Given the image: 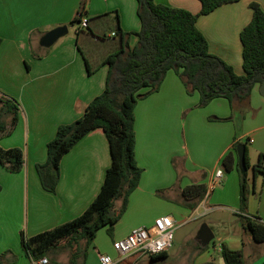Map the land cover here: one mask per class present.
I'll return each instance as SVG.
<instances>
[{"label": "crops", "instance_id": "1", "mask_svg": "<svg viewBox=\"0 0 264 264\" xmlns=\"http://www.w3.org/2000/svg\"><path fill=\"white\" fill-rule=\"evenodd\" d=\"M155 1L193 13L201 8L199 0ZM80 2L0 0V94L20 104L17 124L10 133L0 135V147L20 148L25 160L20 171L0 165V253L11 251L15 257L12 264H33L22 249L21 233L30 237L79 216L99 193L111 164L105 133L96 128L61 158L55 192L42 187L35 169L37 163L46 161L47 143L57 127L79 118L105 87L108 66L89 75L76 46V30L73 35L69 33L68 24L76 16ZM251 2L258 3L264 11V0H239L197 19L210 53L230 64L237 74L243 73L240 32L250 21ZM86 12H116L122 30L131 33L129 45L137 43L134 33L139 31L140 21L136 0H86ZM61 25L67 26V33L52 46L39 49L42 36ZM198 102L199 94H189L173 70L166 73L159 90L138 100L134 108L135 160L142 171L126 210L113 226L112 243L135 227L152 225L160 216L189 211L183 204L182 188L193 183L208 187L218 168L223 170L222 179L205 200L238 209L239 171L236 167L228 171L222 165L223 156L234 153L235 143L246 145L250 165L246 170L247 215L264 223V175L253 170L258 155L264 153V95L260 84L253 86L247 100L235 102L232 107L222 97L204 107H199ZM235 116H239L238 125L233 121ZM0 119L10 120L4 115ZM120 204L119 200L118 208ZM199 206L192 212L198 213ZM122 220L130 224L121 230ZM229 242L234 245L236 241ZM229 248L242 249L236 244ZM96 251L118 258L112 246L100 244ZM144 257L127 256L123 264L157 262ZM261 259L256 264H264V256ZM92 264H98L96 255Z\"/></svg>", "mask_w": 264, "mask_h": 264}, {"label": "trees", "instance_id": "2", "mask_svg": "<svg viewBox=\"0 0 264 264\" xmlns=\"http://www.w3.org/2000/svg\"><path fill=\"white\" fill-rule=\"evenodd\" d=\"M140 29L134 34L137 43L131 47V33L122 30L118 14L107 12L88 15L86 0H81L76 16L75 41L87 73L96 72L107 65L108 72L103 91L86 106L83 114L71 123L60 124L55 136L47 143V157L35 166L42 187L55 192L60 179V161L83 136L101 128L107 138L111 164L103 184L89 206L74 219L54 228L27 237L21 233V246L32 261L47 257L49 264H61L51 258L63 243L73 248L69 264H83L88 245L101 228L111 233L126 210L128 197L139 184L142 169L135 160L134 108L138 100L159 90L166 73L176 72L189 94H199V107L215 98H226L231 107L235 102L247 100L253 86L264 79V11L258 3H249L250 21L240 32L243 73L209 51L208 42L197 27V19L219 6L239 0H199L200 11L193 13L185 8L157 3L155 0H136ZM81 16L87 17V26L79 27ZM2 39L0 38V44ZM39 49L43 46L38 45ZM40 57V56H39ZM20 104L3 93L0 94V115L9 116L8 122L0 119V135L10 133L18 121ZM241 144V143H240ZM222 158L223 167L237 168L240 175L239 208L237 214L244 230L253 241L264 242V223L247 215L248 182L245 170L238 166L237 146ZM246 146V145H245ZM20 148L0 147V165L20 171L24 165ZM255 174L264 175V153L258 155L253 165ZM1 190V185H0ZM207 186L193 183L182 188L183 204L194 211L203 201ZM120 207L114 210V203ZM84 241L83 247L80 242ZM11 251L0 253V264H12ZM224 264H245L243 250H234L222 244ZM167 257V252L150 256L151 261Z\"/></svg>", "mask_w": 264, "mask_h": 264}, {"label": "rangeland", "instance_id": "3", "mask_svg": "<svg viewBox=\"0 0 264 264\" xmlns=\"http://www.w3.org/2000/svg\"><path fill=\"white\" fill-rule=\"evenodd\" d=\"M75 27L76 24L69 22L70 34H74ZM233 121L238 125L239 116H235ZM118 205L119 200H116L114 210L117 211ZM199 205L198 213L182 210L180 214L173 215L176 229L172 246L168 250V256L157 260L156 264H224L219 252L222 244H226L228 247L236 244L242 248L245 264H256L258 260H262L264 244L253 241L250 233L242 228L237 214L238 209L228 207L227 203H220L213 199L205 200ZM128 224H130L129 220H122L119 227L122 230ZM204 227L213 234V238L205 244L199 239ZM112 236L113 232L109 233L106 227L98 230L94 240L88 245L86 254L79 261L81 262L85 258L83 264H92L93 257L96 255L99 264L100 252L96 251V246L101 244L103 247H113ZM233 240L236 241L234 245L229 242ZM83 245L84 241H81L80 246L83 247ZM72 252L73 248L63 243L50 256L61 264H69ZM144 259L150 261L149 256Z\"/></svg>", "mask_w": 264, "mask_h": 264}, {"label": "built area", "instance_id": "4", "mask_svg": "<svg viewBox=\"0 0 264 264\" xmlns=\"http://www.w3.org/2000/svg\"><path fill=\"white\" fill-rule=\"evenodd\" d=\"M87 26V17L81 16L79 27ZM250 142L253 140L250 139ZM223 176V170L218 168L210 177L206 194L203 201L208 197L212 188L218 184ZM176 229L175 219L171 215H163L156 218L152 225L133 228L129 234L113 242V249L117 252L115 259L109 254H100L99 264H123L127 256H152L167 252L173 243L174 231ZM221 252V247L219 248ZM33 264H49L47 257L33 261Z\"/></svg>", "mask_w": 264, "mask_h": 264}, {"label": "water", "instance_id": "5", "mask_svg": "<svg viewBox=\"0 0 264 264\" xmlns=\"http://www.w3.org/2000/svg\"><path fill=\"white\" fill-rule=\"evenodd\" d=\"M67 33V26L66 25H61L58 27H55L48 32H46L41 40H40V45L43 47H50L52 46L61 36L65 35ZM260 92L262 95H264V79L260 84ZM237 155H238V164L239 167L242 170H245V159H246V146L245 144L241 143L237 146ZM213 238V234L206 228L204 227L199 235L200 241L205 244L208 241H210Z\"/></svg>", "mask_w": 264, "mask_h": 264}]
</instances>
